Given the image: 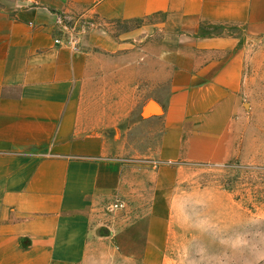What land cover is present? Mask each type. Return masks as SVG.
<instances>
[{"label": "crops", "instance_id": "1", "mask_svg": "<svg viewBox=\"0 0 264 264\" xmlns=\"http://www.w3.org/2000/svg\"><path fill=\"white\" fill-rule=\"evenodd\" d=\"M221 26L264 37V0H0V264H167L166 195L187 166L240 154L246 49ZM158 65L164 98L142 89ZM151 122L136 165L131 133ZM128 197L141 216L104 219Z\"/></svg>", "mask_w": 264, "mask_h": 264}, {"label": "rangeland", "instance_id": "2", "mask_svg": "<svg viewBox=\"0 0 264 264\" xmlns=\"http://www.w3.org/2000/svg\"><path fill=\"white\" fill-rule=\"evenodd\" d=\"M64 24L71 25L69 20ZM137 25L118 23L113 30L122 32ZM216 28L215 34L234 36L240 48L246 49L242 106L237 118L242 135L240 154L224 165L187 166L184 176L166 195L174 205L172 254L167 264H264V37H249L243 28L234 26ZM157 70L156 83L142 85V89L145 86L149 96L164 98L169 91L163 80L165 70L159 65ZM155 112L156 117L162 115ZM145 113L142 118L149 119L152 110ZM137 120H128L122 131ZM147 126L131 133L135 138L131 157L140 162L136 165H149L148 149L154 148L160 137L158 122ZM142 180L147 186L145 200L150 201L151 184L147 178ZM122 201L127 208L118 213L106 209L104 219L111 220L117 214L141 216L142 211L133 209L132 197Z\"/></svg>", "mask_w": 264, "mask_h": 264}, {"label": "built area", "instance_id": "3", "mask_svg": "<svg viewBox=\"0 0 264 264\" xmlns=\"http://www.w3.org/2000/svg\"><path fill=\"white\" fill-rule=\"evenodd\" d=\"M65 21L62 22L63 26H64V34L66 35L67 37V45L72 47L73 49H77V46H78V36L80 35L79 33H77V30H75L74 27H72V29L65 25L64 24ZM56 43L57 44H60L61 43V40L60 39H57L56 40ZM126 208V205L123 203V202H118L116 204H114L112 206V211H116V210H123Z\"/></svg>", "mask_w": 264, "mask_h": 264}, {"label": "bare ground", "instance_id": "4", "mask_svg": "<svg viewBox=\"0 0 264 264\" xmlns=\"http://www.w3.org/2000/svg\"><path fill=\"white\" fill-rule=\"evenodd\" d=\"M152 108L157 112H161V109L157 104H152Z\"/></svg>", "mask_w": 264, "mask_h": 264}, {"label": "water", "instance_id": "5", "mask_svg": "<svg viewBox=\"0 0 264 264\" xmlns=\"http://www.w3.org/2000/svg\"><path fill=\"white\" fill-rule=\"evenodd\" d=\"M149 113H150V111H149Z\"/></svg>", "mask_w": 264, "mask_h": 264}]
</instances>
